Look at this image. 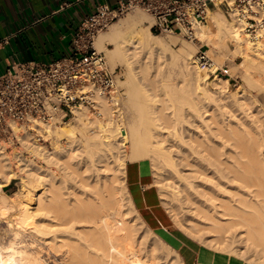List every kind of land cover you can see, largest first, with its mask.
Segmentation results:
<instances>
[{
  "label": "bare ground",
  "instance_id": "6f19581e",
  "mask_svg": "<svg viewBox=\"0 0 264 264\" xmlns=\"http://www.w3.org/2000/svg\"><path fill=\"white\" fill-rule=\"evenodd\" d=\"M145 18L140 12L134 13L115 23L97 41L113 67L122 65L127 70L126 80L119 86L132 94L130 104L136 108L129 135L122 134L123 141L118 142L120 132L113 126V119L105 123L101 118L102 114L111 117L114 107L107 97L99 98L98 114L93 119L85 120L87 112L79 111L77 125L68 122L49 131L56 138L55 145L38 153L49 168L43 169L34 160H27L22 168L26 174L22 181L72 180L73 197L52 181L47 191L37 196L33 207L28 202L29 196L38 186L23 181L17 195L0 193V215L17 210L14 218L17 225L15 221L13 224L20 225L21 231L22 225H34L37 217V227H31L37 235L49 239L52 247L47 240L46 246L67 247L69 258L63 262L61 259L62 264H161L164 251L166 264H185L179 252L146 224L128 193L126 161L150 159L159 171L169 172L165 183L162 180L157 183L162 187L161 199L175 227L191 238L200 236L204 243L213 242L218 250L232 240L227 251L231 260L241 264H249L242 262L240 256L246 257L254 249L257 254L254 262L264 264V119L252 111L244 95H232L237 109H229L225 95L229 80L217 77L202 81L191 57V46L186 43L179 50L171 49L178 38L156 35L151 26L144 25ZM208 20L216 30L210 25L202 26L197 33L200 42L211 44L219 58L225 57L229 50L241 55L244 61L239 66L245 70L255 65H262L264 70V32L253 42L237 22L229 21L220 10L210 12ZM231 42L234 49L229 47ZM164 66L177 68L182 85L163 83L166 90L161 91L158 77ZM136 76L151 85V99L145 98L148 107L138 97ZM215 99L224 105L213 111ZM184 105H189L191 115ZM63 137L69 140L66 146L57 143ZM112 146L116 149L109 154ZM185 148L205 167L202 173L211 172L214 190L201 199L194 198L191 191L196 188L184 183L177 169L175 157ZM11 157L0 144V175H7L6 180L17 179L10 171ZM90 177L94 180L86 181ZM172 178L178 187L167 182ZM2 186L0 183V191ZM182 190H186L185 196H181ZM123 194L128 201L127 209ZM184 203L190 209L185 210ZM117 219L123 224L119 230L115 227ZM15 243L0 249V264H49L47 257L31 245L20 247V243L18 246ZM235 243L239 245L234 247ZM59 247L53 248L54 251H59Z\"/></svg>",
  "mask_w": 264,
  "mask_h": 264
},
{
  "label": "built area",
  "instance_id": "2783aa9c",
  "mask_svg": "<svg viewBox=\"0 0 264 264\" xmlns=\"http://www.w3.org/2000/svg\"><path fill=\"white\" fill-rule=\"evenodd\" d=\"M139 8L152 17V30L179 33L190 40L197 39L209 13L219 10L251 39L264 32V0H119L115 7L99 4L74 33L72 55L49 64L16 62L0 74V144L12 155L15 168H23L35 153L53 145L56 138L50 130L77 119L79 111L94 115L99 98H110L118 91L122 76L111 69L96 43L114 23ZM194 61L210 79L230 75L229 66L219 65L204 48Z\"/></svg>",
  "mask_w": 264,
  "mask_h": 264
},
{
  "label": "rangeland",
  "instance_id": "374dc122",
  "mask_svg": "<svg viewBox=\"0 0 264 264\" xmlns=\"http://www.w3.org/2000/svg\"><path fill=\"white\" fill-rule=\"evenodd\" d=\"M210 7H211V9H213V6H210ZM220 11L225 15V17L229 21L236 24V21L234 19L230 18L226 14L225 11H223V10H220ZM137 12H140L141 14L146 16V18L144 20V22H145L144 25H149V26L153 25L152 17L146 11H144L141 8L131 12L130 14H128L126 17L122 18L118 22H121V21L129 18L131 15H133L134 13H137ZM118 22H116V23H118ZM113 25L111 27H113ZM206 25H210L213 31L216 30L215 27L213 26V24L209 20L206 23ZM111 27L109 28V30L102 33L99 36V38L103 34L109 32ZM151 31L153 33H155L156 35H161V36L171 35L172 37L178 38V42H175L171 45V49H173L175 51L179 50L183 44H186V43L189 44L192 48L193 53H191V57L193 60H194L195 54L201 48H204L205 50H207L209 52L211 57L219 65L227 64L230 68V75L228 77H222V78L229 80V84L227 86V89L225 90V95L228 99L227 102L230 104L229 109H234V110L237 109V107H235V105H234V100H233L232 95H234V96L235 95L236 96L237 95L238 96L244 95L249 99L248 101H250L249 105L252 106V111H256V113H258V115L262 116L264 119V74H263L264 70L262 68L263 67L262 65H255V66L250 67L248 70H245V69L241 68V66H239L244 61V58L241 55H239V54L236 55L231 50H229V52L227 53V55L225 57L223 56V58L222 57L219 58L218 54L215 55V53L213 51V46L211 44L208 45L206 42H200L198 36H197L196 40H190L187 37H185L184 35L179 34V33H177V34H169V33H165V32L161 33V32H158V31H155L152 29H151ZM250 40L253 42L257 41V39H251V38H250ZM96 46L99 50L103 51V49L99 45V42L96 43ZM109 47H111V46H109ZM229 47H230V49H234L235 48L234 43L231 42ZM103 52H105V51H103ZM106 58H107V61L110 65L111 69L112 70L117 69L118 73L121 74L122 78L120 80V83L125 81L126 80L125 72L127 71L126 68L122 65H118L117 67H113V64H111V61H109V58L107 55H106ZM165 67H167V66H164V69H162V72L159 74V77H158V84L160 85V89L163 92H164V90H166L165 88H163V83L167 84V83L171 82L172 84H175V85H182V83H183L182 78L180 76H178L179 71L177 72V68H174V67L165 68ZM198 71H199V69H198ZM199 76L201 77L202 81L205 78H209L207 74H204L201 71H199ZM218 77H220V76H218ZM250 77L254 78L253 81L250 79ZM210 80H212V79H210ZM257 80H258V82H257ZM254 81H256V82H254ZM135 83H136L135 85L138 88L137 92L140 93V94H138V97L140 96V99H143L142 101L144 103H146V105L148 107V103L146 101H148L149 98L151 97V85L149 84V82H146V81L144 82V80L141 77L139 78V76H136V82ZM161 85H162V87H161ZM127 91L128 90L126 87L119 86L118 91L116 93H113L112 96L110 98H108L111 105L114 107L113 115L111 117H108V116L103 115V114L101 115V118L105 123H109L110 118L113 119L112 120L113 126L115 128L117 127L118 129L117 128L116 129L120 132V135H118V137H117V139L119 140L118 142H120V143H122V141H123L122 140L123 138L121 137L122 134L123 135H129L130 125H131V122H133V119H134L133 117L136 114V108L132 107L133 105L130 104V99H132V94H130L129 91L128 92ZM148 91H149V93H148ZM148 94H150V95H148ZM141 95H142V97H141ZM125 96H127V97H125ZM145 98H146V101H145ZM147 98H148V100H147ZM215 98H216V96H215ZM115 102H117L118 104H113ZM222 105H224V104L219 102L217 99H215L212 102V106L214 107L213 111L219 110L220 106H222ZM188 106L186 107V105H184V107L186 108V111L189 112L188 114L191 115L192 114L191 112H193V111H189L191 109H189L190 107H188ZM97 114H98V111L94 115L86 113L84 119L85 120H87L88 118L93 119L94 117H96ZM84 122H88V121H84ZM150 122H149L150 124H152V125L154 124L153 121H150ZM69 123L71 125H77L78 121H77V119H74V120L70 121ZM150 124H149V127L152 126ZM65 125H63V126H65ZM107 126L110 127L109 124ZM122 131H125L126 133H123ZM68 141H69L68 138L63 137V138H60L57 143H58V145L60 144V145L66 146ZM125 142H127V141H125ZM54 145H55V142L48 149H52ZM127 146H129V142H127ZM121 148H122L121 150H123V147H121ZM115 149H116V146H112V150L108 149V151H109L108 153L112 154L113 150H115ZM191 153L192 152L190 150L185 148L184 152H181L178 155H176L175 158H176L177 169L179 172L181 171L180 173L182 174V176L184 178L183 182L186 184L189 183L190 185H192L196 188V191H194V190L191 191L192 192L191 194H193L194 198L201 199V197L203 195L206 196L208 193H211L212 190H214V186L210 181V180H212L210 178L211 172L206 170L205 173H202L201 169L203 170V168H205V167L203 165H199L195 161V159ZM34 155H35V158L34 159L30 158L29 160L36 161L38 163V165H40L43 169L49 168V166H47V163L44 162V160H42V158L39 157L38 153H35ZM11 158H12L11 161L13 163L14 159H13V157H11ZM146 160H148L151 163L153 170H154V173L156 175V179L162 180V182L165 183V180L168 177L169 172L167 170L159 171L150 159H146ZM21 169L22 168H15L13 165H12L11 170L9 169L11 171L13 177H17V179H15V180L14 179L6 180L7 175H4L5 177L3 175L2 176L0 175V183L3 185L2 191H0V193H3L7 196L17 195L16 193H18L21 190V188L23 187V184H21V183L23 181L30 182V183H32L33 186H38L37 190H39L38 192H36L37 191L36 190L35 193L33 191L32 194L34 193L35 195L33 194V196H31L32 195L31 194L29 196L30 199L28 202H29V204H31L30 206H33V207L35 206V200H36L37 196H39L41 193L46 192L48 185L51 184L52 181L58 182V184L62 187L63 192L68 191L71 194L70 197H73V195L75 194L74 182L72 180L62 178L61 180H23L22 181V178L26 174H25V171L23 169L22 170ZM4 178H6V179H4ZM91 180H94V178L90 177V179H88L86 181H91ZM157 180H155V183H156V185L160 191V194H162V192H161L162 187L160 184L157 183ZM120 182H119V185H120L119 187H122L123 183L121 184ZM167 182L170 183V185H172L173 187L177 186L176 180L174 178H172L171 180H168ZM77 190L79 191V189H77ZM183 195L184 196L186 195V190H182L181 196H183ZM123 196H124L123 202H124V204H126L125 209H127V207H128L127 202L128 201L125 198L126 195L123 194ZM162 200H163V205L165 207L166 206V204H164L165 201H164V199H162ZM184 208H185V210L190 209V206L188 205V203H184ZM165 209H166V207H165ZM16 215H17V210L11 212L8 215H0V249H5L6 247L10 246V243L13 241L16 242L15 245L18 246L19 243L22 241L19 245L20 247H23L24 245H26V243L28 245H31V248L40 252L41 255H44L45 258L47 257L46 260L47 261L49 260L48 261L49 264H62L63 261L68 260L69 253H68V255L66 254V251L68 252V249L66 246H63L65 248H62V247L60 248L59 245H56V247L54 245L53 248L56 249L57 246L60 248V249L58 248L59 251L55 252L53 248L49 249L50 248V247H48L49 245L46 246V244H49V242H50L49 239L45 238V236H42V235L39 236V235H37L36 232H33L34 228H32L31 226H33L35 228L37 227V224H36V221L38 219L37 217H36L37 219L35 218L33 220L35 222L34 225L29 224V226L31 228L27 224H26L27 227H26V225H22L23 229L21 231L19 229V228H21L20 225L15 226L13 224L14 221H15L14 223H16V220L14 219L16 217ZM185 215L188 216L189 215L188 212ZM11 220H13V221H11ZM10 221H11V224H13V225L10 224ZM117 221H118V223L116 224L115 227L117 230H119V229L123 228V224L118 219H117ZM33 223H31V224H33ZM9 225H11V226H9ZM16 225H17V223H16ZM67 226L68 225H66V226L62 225V227H67ZM10 227H12V228L16 227L17 229L16 228L12 229ZM172 228L175 229V233L187 235L183 231H181L177 227H175L173 225V222H172ZM17 230L20 233L17 232ZM16 233H19V234H16ZM16 235H18V237ZM187 236H189V235H187ZM46 240L49 242H46ZM195 240H197L201 244L207 246L210 250L215 251L216 253L221 254L223 256H226L227 258H231L229 252L227 251V248L229 249L231 247L232 240H229L225 244V246L223 247V250H218L217 247L215 246V244L211 241H207L204 243L203 241H201L200 236H198ZM22 243H23V245H22ZM50 244H51V242H50ZM238 245L239 244L235 243L234 247H237ZM28 247H30V246H28ZM51 247H52V244H51ZM52 249H53L54 253L52 252ZM253 250L254 249H252V251H251V249H250V253L248 252L246 257L244 256L245 254L242 255L243 257L240 256L241 257L240 260L242 262H246L249 264H253V263L256 264L257 262L255 263L254 261L255 260L257 261V258L255 256L257 254H256V251L254 250V252H253ZM48 252H49V255H48ZM61 252H62V254H61ZM165 254H167V253L164 251V253H162V255L160 257L161 262H163V260H164L163 263H161L159 260V262L161 264H166V262H168V259H166L167 257H165L166 256ZM253 254H254V257H253ZM65 255L67 256V258H64V257H66ZM249 256H252L253 259L251 261H253V263L250 261V258L246 259ZM48 257L51 260L48 259ZM63 259H65V260H63ZM58 260L59 261L61 260L62 262L61 261L59 262ZM54 261H55V263H53ZM57 261H58V263H56ZM170 264H172V263H170Z\"/></svg>",
  "mask_w": 264,
  "mask_h": 264
},
{
  "label": "crops",
  "instance_id": "0c3cea01",
  "mask_svg": "<svg viewBox=\"0 0 264 264\" xmlns=\"http://www.w3.org/2000/svg\"><path fill=\"white\" fill-rule=\"evenodd\" d=\"M119 0H0V74L16 62L49 64L73 54V35L99 4ZM99 39V38H98ZM7 40V43H2ZM98 41V40H97ZM131 200L146 224L180 253L185 264H241L175 233L148 160L127 161Z\"/></svg>",
  "mask_w": 264,
  "mask_h": 264
}]
</instances>
